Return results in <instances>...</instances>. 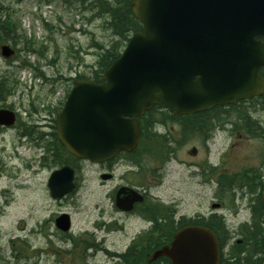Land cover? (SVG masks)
<instances>
[{"label":"rangeland","instance_id":"rangeland-1","mask_svg":"<svg viewBox=\"0 0 264 264\" xmlns=\"http://www.w3.org/2000/svg\"><path fill=\"white\" fill-rule=\"evenodd\" d=\"M102 4V0H0V21L7 17L12 25V28L0 29V46L9 45L15 51L9 60L0 56V81L10 89V92L4 91L8 98L0 99V108L12 109L18 114L14 126L0 128V264H116L108 259L114 255L112 251L126 252L132 241L149 229V224L137 215L126 218L116 211L112 191L118 186L139 189L148 186L147 198L159 202L156 205L175 208L176 220L180 215L191 218L210 208L212 188L216 184L213 182L210 188L202 186L200 175H196L207 159L217 164L220 156L228 161L227 157L233 154L237 161L231 163L232 170L242 167L244 177L248 176L247 172L250 176L259 173L258 135L259 125H264L263 99L241 105L248 120L237 118L238 108L214 112L208 116L219 117L220 126L202 128L187 138L180 132V125L175 126L170 120L167 125L157 124L147 129L146 135L156 133L157 136L146 139L153 142L143 146L151 148L146 157L159 158L153 145H162L166 154L171 153L161 170L154 173L151 171L160 161L146 162L137 173L136 168L119 160L114 165V180L102 182L101 165L68 159L76 168L78 188L59 201L50 197L47 180L60 166L52 164V154L46 148L36 150L18 143L24 131L35 139L39 131L50 133L70 79L92 78L100 71V57L105 50H121L124 40L113 34L109 15L101 11ZM25 62L34 67L24 68ZM205 123L209 125L213 121ZM49 142L48 138L44 141L46 145ZM192 147L198 151L196 157L187 154ZM224 173L230 181L236 180L233 171L228 169ZM232 204L233 201H226V206ZM154 210L164 212L159 207ZM61 213L71 218L70 234H62L54 227V219ZM248 215L247 211L243 212L239 221ZM227 219L234 221L229 214ZM115 221L123 223V230H115ZM69 235L73 240L84 238L87 242L89 239L93 246L100 243L109 250L98 246L96 255L91 248L85 252L74 250ZM252 240L241 243L236 237L227 240L223 257L228 258L230 252L239 253L240 261H259L264 256L246 250ZM11 241L21 256L13 254Z\"/></svg>","mask_w":264,"mask_h":264},{"label":"water","instance_id":"water-1","mask_svg":"<svg viewBox=\"0 0 264 264\" xmlns=\"http://www.w3.org/2000/svg\"><path fill=\"white\" fill-rule=\"evenodd\" d=\"M131 11L142 32L104 71V83L74 82L58 117L60 143L92 162L131 152L139 138L137 118L153 105L188 115L264 91L258 74L264 67V0H134ZM1 54L8 58L12 52L5 46ZM14 120L13 112L0 110V125ZM72 180L68 167L54 172L51 196L71 192ZM141 201L127 188L116 195L120 210ZM56 226L66 232L68 217H59ZM147 257L149 264L160 257L171 264H218L219 249L210 230L190 226Z\"/></svg>","mask_w":264,"mask_h":264},{"label":"flooded vegetation","instance_id":"flooded-vegetation-1","mask_svg":"<svg viewBox=\"0 0 264 264\" xmlns=\"http://www.w3.org/2000/svg\"><path fill=\"white\" fill-rule=\"evenodd\" d=\"M259 127L260 132L262 133L260 140L261 160L260 168L258 169L259 173L256 172L254 176H250L251 174L247 172L249 176L247 180H242L239 184L236 183L235 186L232 183L229 185H223L222 179L217 180L216 177L221 176L222 178L223 176H227L224 171L227 172L228 169L229 171L232 170L231 168H228L230 165L229 161L223 159L224 156L222 155L219 157V162L217 164H212L207 159L203 167L198 170V174H196L197 176H201H199L200 185L208 186L210 188L214 182L216 186L212 188V198L209 202L210 208L208 210L206 209L204 211L197 212L189 219L196 222H203L208 228L213 230L220 240H224V238L232 239L236 237L240 239V241L237 242L241 243L245 240L253 239L252 241H254L255 239L261 240L264 238V206L262 205L260 198L264 189V125H259ZM227 159L232 161L234 158L227 157ZM223 165H225V168H222ZM107 172L112 173L113 171L109 170ZM211 175L213 176L211 177ZM207 177H209L210 180ZM113 178L114 175H112L110 179ZM229 188L232 190L230 196L234 200L232 205L226 206V201L228 203L231 201L230 198H226ZM239 189L243 190V192ZM234 191L237 193L235 194ZM146 195L147 194H145V196ZM222 198L224 199L222 200ZM214 205L218 206L214 207ZM224 210H226L227 213H223ZM246 211L249 214L248 218L243 221H239L241 214L243 212L246 213ZM136 213H138V207L134 206L133 210L130 213H125L123 217L129 218L131 215H135ZM228 214L235 222L227 219ZM219 215H221V217ZM173 216H175V214ZM184 218L185 217L183 215H180L176 220H183ZM221 259L224 264L228 262V259H223V256ZM234 259V261H229V264L236 262L237 259ZM245 262L246 261L240 263ZM250 262L252 264H258L257 261L254 260Z\"/></svg>","mask_w":264,"mask_h":264},{"label":"trees","instance_id":"trees-1","mask_svg":"<svg viewBox=\"0 0 264 264\" xmlns=\"http://www.w3.org/2000/svg\"><path fill=\"white\" fill-rule=\"evenodd\" d=\"M102 1H103V4H102L101 11L109 15V18L111 20L109 21V25H110L109 27L112 30L114 35H118L122 40L127 41L131 33L141 30V26L133 18L131 14L130 5H131L132 0H102ZM3 23L5 27L10 28L11 25L7 19ZM128 33L130 34L127 35ZM118 55H119L118 52H114L113 49L105 50V52L100 57V71L94 77L95 82L101 81L99 74L114 59H116ZM2 84L3 82L0 81V98L4 99L6 98V95H7L5 92H10V89H7V87ZM252 101L254 100H251V102ZM241 104L242 103H240L238 107H229V108L230 109L238 108L237 111H239V114L237 118L243 121L244 120L246 121L248 120V117L246 115V112L240 108ZM158 113H160L159 114L160 117H158L156 114V111L153 110L142 119L141 122H142V129H143L144 137L142 138L141 145L147 144L150 142L148 140L153 139L150 134L146 135V130L149 127H151L152 124L157 123V122L162 123L165 121L172 120L173 122L182 124V130H183L182 134L185 138H187L191 136L192 133L196 132L199 127L201 129V127L205 128L206 126H208L206 125L205 122L210 123L211 121H214L215 119L218 120L217 117L213 119L212 117L208 116L209 113L189 116L185 118L172 116L168 113H163V112H158ZM153 115H156V117H153ZM253 130H256V128L253 127ZM55 146L57 147L54 148V154L52 152L55 160L59 157L58 161H60V159L63 161L64 154L61 152L62 150L61 147L58 146L57 143L55 144ZM52 149H53V144H52ZM161 152H162V149H161ZM156 211L158 212V210ZM158 213L162 214L163 212L162 213L158 212ZM182 226L183 225H181L180 227ZM173 232L174 230L172 229V223L170 221H168V225H162L154 221L152 234L150 236L148 235V236L141 238L140 241L136 245L133 244L129 248L128 253L123 257L125 264H144V256L146 252L168 244ZM251 244L252 245L246 248L248 252L250 251L251 253H258L264 256V238H262L261 240L255 239L254 241L251 242ZM152 264H170V263L167 259L161 258Z\"/></svg>","mask_w":264,"mask_h":264},{"label":"bare ground","instance_id":"bare-ground-1","mask_svg":"<svg viewBox=\"0 0 264 264\" xmlns=\"http://www.w3.org/2000/svg\"><path fill=\"white\" fill-rule=\"evenodd\" d=\"M249 177V176H248ZM250 179H251V177H250ZM227 188V187H226ZM236 188V187H235ZM234 189V188H233ZM245 189V188H244ZM220 190V189H219ZM240 190V189H239ZM240 191H242L243 192V190H240ZM235 192V191H234ZM246 192V191H245ZM237 192H235V194H236ZM217 194V193H216ZM232 194H234V193H232ZM102 251H104V249L102 248L101 249ZM112 257H114V255H111Z\"/></svg>","mask_w":264,"mask_h":264}]
</instances>
